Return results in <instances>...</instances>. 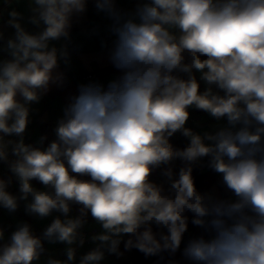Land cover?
Here are the masks:
<instances>
[{
	"label": "clouds",
	"instance_id": "9594fccd",
	"mask_svg": "<svg viewBox=\"0 0 264 264\" xmlns=\"http://www.w3.org/2000/svg\"><path fill=\"white\" fill-rule=\"evenodd\" d=\"M19 3L0 8V208L50 223L0 226V264H104L133 249L264 264V0H93L107 23L85 31L116 75L79 83L53 138L33 142V106L67 86L89 0ZM193 110L214 123L188 126ZM205 167L225 195L197 187ZM190 224L201 233L185 241Z\"/></svg>",
	"mask_w": 264,
	"mask_h": 264
},
{
	"label": "crops",
	"instance_id": "0c3cea01",
	"mask_svg": "<svg viewBox=\"0 0 264 264\" xmlns=\"http://www.w3.org/2000/svg\"><path fill=\"white\" fill-rule=\"evenodd\" d=\"M118 4L120 7L128 9L133 6V0H118ZM26 5L27 0H20L18 10L26 12ZM3 6V0H0V8H3ZM106 23L107 21L104 20L101 15L96 13L93 6V0H89L88 12L85 14L81 22L74 24L72 30L73 45L71 47L76 50L72 52V64L70 68L66 70L68 84L64 89H58L53 86L41 102L33 106L38 111L33 114V123L29 126V136L27 137L26 142H33L38 139L40 136V125L42 124H49L52 132L57 118L62 114V107L66 102L67 95L69 93H74L76 91V86L79 83H86V81L80 78L81 75L89 71H95L100 74V78L97 80L104 84L116 75V70L107 62L105 54L106 50L102 49L100 46V38L89 37L85 31L90 30L95 25L103 27ZM199 114V127H207L214 123L206 116V114L201 112H199ZM201 114L206 118V124L203 126H200L202 120ZM199 127L197 125L195 129L199 130ZM5 172V166L0 164V174H4ZM212 174L214 180L205 190L215 188L219 194L225 195L223 188L220 186L221 177L213 172ZM14 187L16 186L14 185ZM12 190L13 189L10 188V191ZM120 260L121 259H117L119 262ZM116 264L119 263L116 262Z\"/></svg>",
	"mask_w": 264,
	"mask_h": 264
},
{
	"label": "trees",
	"instance_id": "16d2710c",
	"mask_svg": "<svg viewBox=\"0 0 264 264\" xmlns=\"http://www.w3.org/2000/svg\"><path fill=\"white\" fill-rule=\"evenodd\" d=\"M107 84V83H105ZM198 111L193 110L191 113V117L197 116L198 117ZM199 123V119H198ZM41 128L40 130V135L47 133L49 136V139L53 138V134L51 132V128L49 124H42L40 125ZM190 126V122L188 124ZM191 127V126H190ZM172 142L175 146L178 147H183L184 144L186 143V140L177 134L173 139ZM177 164H179V161H177ZM197 187L204 191L210 184L213 182L214 178L212 177V171L207 169L206 167L201 169V168H196L193 173ZM154 179H159V177L154 176ZM39 187V185H37ZM50 223V222H48ZM40 225V226H34V230L36 231L37 234L43 231V229L47 226V224ZM201 233V230L195 226H192L191 224L189 225V232L185 235V241L190 237V236H196ZM183 247V245H182ZM121 250H123V244L121 245ZM129 259L128 260H120V264H166V261L168 259H175L180 262V264H185L183 261L180 253L178 252L175 257H168L167 254H165V261H160L158 257H148L146 258L142 253H140L138 250L133 249L132 251L128 252Z\"/></svg>",
	"mask_w": 264,
	"mask_h": 264
},
{
	"label": "rangeland",
	"instance_id": "374dc122",
	"mask_svg": "<svg viewBox=\"0 0 264 264\" xmlns=\"http://www.w3.org/2000/svg\"><path fill=\"white\" fill-rule=\"evenodd\" d=\"M201 115H202V120H201L200 126H203L206 124V118H205V116H203V114H201ZM11 189H13L12 190L13 192L17 191V187H14V185L11 187ZM20 220L28 221L29 223H31L33 225V227L50 222V218L48 220L40 221V220H37L33 217L27 216L24 213L22 206L17 211V213H15L13 215H9L4 209L0 208V226L5 227L9 233L14 229L16 222H18ZM9 225H11V227H9ZM46 246L49 248V251L52 254L58 255V256L61 254V249L63 248V245H46ZM89 247H90V244L86 243L84 248H82L80 251L85 252L88 250ZM117 259L128 260L129 255L126 252L122 258H117L115 256H109L104 261V264H116V262L120 264V262L117 261Z\"/></svg>",
	"mask_w": 264,
	"mask_h": 264
},
{
	"label": "built area",
	"instance_id": "2783aa9c",
	"mask_svg": "<svg viewBox=\"0 0 264 264\" xmlns=\"http://www.w3.org/2000/svg\"><path fill=\"white\" fill-rule=\"evenodd\" d=\"M82 80L88 82L89 80H97L100 78V74L95 72V71H89L83 75H81L80 77ZM190 126L195 128L198 125V117L197 116H193L190 118ZM86 234H87V230H86Z\"/></svg>",
	"mask_w": 264,
	"mask_h": 264
},
{
	"label": "water",
	"instance_id": "95a60500",
	"mask_svg": "<svg viewBox=\"0 0 264 264\" xmlns=\"http://www.w3.org/2000/svg\"><path fill=\"white\" fill-rule=\"evenodd\" d=\"M198 113H199V111H198Z\"/></svg>",
	"mask_w": 264,
	"mask_h": 264
}]
</instances>
